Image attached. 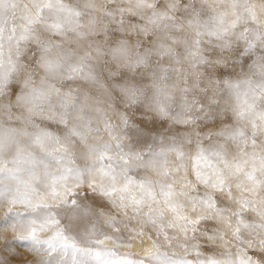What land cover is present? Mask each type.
Listing matches in <instances>:
<instances>
[{
  "label": "clouds",
  "instance_id": "9594fccd",
  "mask_svg": "<svg viewBox=\"0 0 264 264\" xmlns=\"http://www.w3.org/2000/svg\"><path fill=\"white\" fill-rule=\"evenodd\" d=\"M0 264H264V0H0Z\"/></svg>",
  "mask_w": 264,
  "mask_h": 264
}]
</instances>
